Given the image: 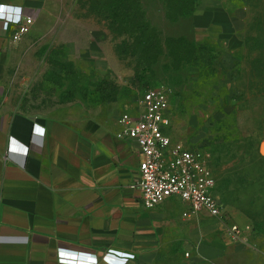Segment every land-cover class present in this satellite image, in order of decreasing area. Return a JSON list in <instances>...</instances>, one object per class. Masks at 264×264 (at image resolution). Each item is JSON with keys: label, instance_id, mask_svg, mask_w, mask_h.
Instances as JSON below:
<instances>
[{"label": "rangeland", "instance_id": "rangeland-1", "mask_svg": "<svg viewBox=\"0 0 264 264\" xmlns=\"http://www.w3.org/2000/svg\"><path fill=\"white\" fill-rule=\"evenodd\" d=\"M166 1L172 14L189 7ZM195 3L213 10L211 27L190 43L160 34L157 58L150 35L114 27L103 1L42 0L29 33L7 51L4 87L16 111L72 119H111L135 110L144 92L165 91L173 141L206 158L222 204L217 218L186 220L173 202L184 210L180 264H264V0Z\"/></svg>", "mask_w": 264, "mask_h": 264}, {"label": "crops", "instance_id": "crops-1", "mask_svg": "<svg viewBox=\"0 0 264 264\" xmlns=\"http://www.w3.org/2000/svg\"><path fill=\"white\" fill-rule=\"evenodd\" d=\"M158 1L153 10L139 0L145 21L163 38L194 41L212 25L208 6L171 22ZM41 3L0 0V264H180L184 210L175 212L173 200L142 207L132 188L140 177L138 147L116 138L121 115H29L8 102L3 76L16 44L11 36L27 18L35 22Z\"/></svg>", "mask_w": 264, "mask_h": 264}, {"label": "built area", "instance_id": "built-area-1", "mask_svg": "<svg viewBox=\"0 0 264 264\" xmlns=\"http://www.w3.org/2000/svg\"><path fill=\"white\" fill-rule=\"evenodd\" d=\"M33 23L32 18L21 22L11 41H21ZM169 108L167 93L151 89L142 94L135 110L122 114L118 120L116 138L134 141L141 158L140 177L132 188L138 190L145 210L173 200L185 206V219L201 213L217 218L222 204L216 197L214 172L197 149L173 141Z\"/></svg>", "mask_w": 264, "mask_h": 264}, {"label": "trees", "instance_id": "trees-1", "mask_svg": "<svg viewBox=\"0 0 264 264\" xmlns=\"http://www.w3.org/2000/svg\"><path fill=\"white\" fill-rule=\"evenodd\" d=\"M90 4L95 3L98 0H87ZM104 2L103 13L107 15L110 19L111 24L117 28H123L126 26H131L135 29L136 33L141 36L150 35L152 39L153 46H149L148 49L155 48L157 50L155 57L160 56V34L156 29L151 27L146 21L145 16L141 10L139 0H101ZM189 7L185 8L186 12H180L178 14H172V9L167 4L165 0L167 18L171 22H176L179 18L191 15L196 8L195 0H189ZM179 42H189L184 38H179ZM190 43V42H189Z\"/></svg>", "mask_w": 264, "mask_h": 264}, {"label": "bare ground", "instance_id": "bare-ground-1", "mask_svg": "<svg viewBox=\"0 0 264 264\" xmlns=\"http://www.w3.org/2000/svg\"><path fill=\"white\" fill-rule=\"evenodd\" d=\"M261 150H262V152H264V147H262V149H261Z\"/></svg>", "mask_w": 264, "mask_h": 264}]
</instances>
